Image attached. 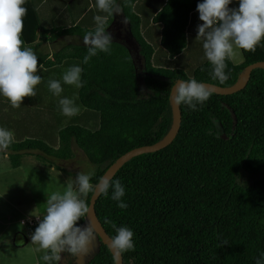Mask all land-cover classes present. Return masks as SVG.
<instances>
[{
	"label": "trees",
	"instance_id": "1",
	"mask_svg": "<svg viewBox=\"0 0 264 264\" xmlns=\"http://www.w3.org/2000/svg\"><path fill=\"white\" fill-rule=\"evenodd\" d=\"M136 1L130 0L133 7L125 6V0L116 4L138 44L143 86L135 58L121 40H113L110 53L98 52L87 64L83 63L88 52L83 43L67 42L51 52L41 50L40 41L28 45L38 57V67L50 69L69 58L79 61L81 80L86 83L78 88V100L98 111V126L65 124L57 130L55 146L37 136L14 139L7 150L0 151L7 154L11 166L20 165L26 153L68 160L74 156L75 144L96 164L90 180L94 185L120 154L161 140L170 131V88L177 79L220 84L212 80L208 60L190 75L179 67L154 63L155 48L142 32ZM200 2L165 0L152 15L160 26L159 45L170 58L185 47L189 18ZM23 7L27 13L22 47L37 39L39 27L31 1L25 0ZM238 7L239 0H232L229 8ZM94 28L42 27L41 33L43 40L53 41L63 34L83 36ZM240 51L241 62L226 59L229 78L220 85L236 83L245 65L264 60V39L255 52ZM197 108L192 111L181 104L180 126L170 143L137 153L118 166L111 178L125 188L121 200L126 209L111 198L112 188L107 196L96 198V214L111 237L116 232L105 218L134 233L135 248L122 254V264H256L264 253V67L253 68L243 88L228 94L213 92ZM242 174L251 179L241 181ZM38 223L31 226L33 232ZM85 223L81 218L77 226ZM98 240L96 252L85 264H114L111 249Z\"/></svg>",
	"mask_w": 264,
	"mask_h": 264
},
{
	"label": "clouds",
	"instance_id": "2",
	"mask_svg": "<svg viewBox=\"0 0 264 264\" xmlns=\"http://www.w3.org/2000/svg\"><path fill=\"white\" fill-rule=\"evenodd\" d=\"M231 3L232 0H203L197 4L202 23L197 25L196 39H203L204 55L212 65L209 74L212 80H218L220 84L229 78L225 72L226 59H234L238 55L237 49L255 52L264 39V0H239L238 8H229ZM24 4L25 0H0V95L7 98L13 108H19L25 97H35L34 88L42 80L36 74L37 55L31 47H22L23 17L27 13ZM125 6L133 7L130 0H125ZM95 7L106 15H95V28L83 36V44L88 50L83 58L85 64L98 52L110 53L113 35L106 31L108 18L122 13L116 0H95ZM121 23L127 25V17ZM82 72L80 66H71L63 73L62 80L65 84L83 87L86 82L81 80ZM48 89L55 96L63 92L61 82L56 79L48 80ZM213 92L212 87L195 78L179 80L171 89V103L177 107L185 104L190 110L197 111L200 110L197 105H203ZM58 107L67 117L77 115L80 110L74 99L67 97L59 100ZM13 141L14 133L0 127V151L7 150ZM94 175V171L79 172L74 182L68 183L63 194L56 191L47 198L46 214L38 219V226L31 234V241L39 246L38 250H45L42 259L47 264H59L61 253L79 259L92 252L90 246L97 239L98 233L95 224L88 219L91 210L86 198L89 193L107 196L109 188H112L111 198L119 201L118 207H128L121 200L125 188L120 180L104 175L94 186L90 183ZM81 218L86 223L77 226ZM105 223L111 224L116 232L110 238L115 264L123 253L134 250V233L128 227H117L107 218ZM223 243L226 245L227 241ZM256 264H264V253H261Z\"/></svg>",
	"mask_w": 264,
	"mask_h": 264
},
{
	"label": "rangeland",
	"instance_id": "3",
	"mask_svg": "<svg viewBox=\"0 0 264 264\" xmlns=\"http://www.w3.org/2000/svg\"><path fill=\"white\" fill-rule=\"evenodd\" d=\"M44 3H42L41 9L47 10V7L53 4L54 0H43ZM149 1V2H148ZM148 4L143 7V10H151L152 7L155 4V0H148ZM53 7V6H52ZM49 9V12L52 10ZM48 11V10H47ZM48 13V12H47ZM52 13V12H51ZM142 19V25H147L146 17L147 14L143 12L140 14ZM52 16V15H51ZM202 21H200V24ZM150 25H152V28H158L157 25L153 24L151 21L149 22ZM55 25V24H54ZM143 29V28H142ZM187 28V44L185 49H182L181 53L182 55L179 58H170L167 55V52L160 47L159 45V32L156 31L154 34H146V38L150 41V43L155 48V56L154 57V63L158 65H163L167 67H176L180 62H182L181 59L187 60V63L184 67H181V69L187 74L190 75L194 69L195 66L202 63L204 60H207V58L204 55V49H203V39H196V35H193V31H190L191 33H188ZM117 36L123 40V42L129 47L133 57L135 58V62L137 64V71L139 74V81L140 85L143 86L142 82V60L141 56L138 53V44L131 38L130 34H127L125 32L117 34ZM79 37H77L78 39ZM58 39L55 42H49L51 45V50H55L59 47V45L67 43V36H61L57 37ZM64 40V41H63ZM119 40V39H118ZM75 42L79 43V40H75ZM59 42V43H57ZM57 47V48H56ZM238 55L241 56V60H236L234 63H239L243 60L242 53L240 49L236 50ZM66 63L62 64L61 66L54 68L51 67L50 69H47V71L41 72L37 71V75H40L42 77L41 83L35 86L34 91L36 92L35 101L33 102L32 109L35 108H41L44 106V108H48V116H51V120L49 121H40L39 123H36L35 126L31 127V129L26 130L28 132H23L20 130H16L18 128H21V126L15 125L16 120L10 122L9 124H14L15 126L10 128L11 126H8L6 124L7 122H3V124L0 127H8L7 129H10L14 133V139L20 140L25 137H35L39 136L40 139H43L45 142L51 144V145H57L58 143V135L57 130L59 127L68 124V123H79L82 125H85L89 128H96L98 126V118L99 113L98 111L94 109H90L87 107H84L80 104L78 100V88L75 85H68L65 84L62 80L63 73L71 66H79V61L77 59L69 58L65 61ZM70 64V65H69ZM56 79L61 82V86L63 88V92L60 94V96H55L51 91L48 89V80L49 79ZM70 98L74 99L75 104L79 107V113L72 117L64 116L61 111L59 110L58 103L61 98ZM1 105L3 104L6 107V103L8 102V99L5 98L3 95H0ZM33 98V97H32ZM39 99V100H38ZM43 103V104H42ZM45 110H40L36 113L37 121L39 120V117L45 114ZM45 125H47L45 127ZM73 151L74 156L68 160H60L58 158L54 157H48L51 158L50 160L48 158H37V157H24V170L28 179V182L32 188L34 197L37 201L38 207H39V219L43 218V215L46 214V200L51 195V193L59 191L61 194L66 190L68 183H72L75 180V177L77 173L83 172L87 173L89 171H94L96 169V164L89 161L86 157V155L83 153V151L77 147L75 144L73 145ZM57 165H60L61 167H58ZM18 166V165H17ZM16 166H11L10 161L7 157V155H3L2 152H0V169L6 170V178L12 177V172H10V168H13ZM10 173V175H9ZM4 178L2 180V183L9 182ZM251 179V176H248L247 174H242L240 180L241 181H248ZM13 231H20L23 234L22 248L17 251L16 249L20 247L21 245H18L17 241L18 235L15 240H11L12 244L18 245L14 246L11 245L10 249L7 250L5 257L0 262V264H28L30 261H37V264L44 263V260L42 259L43 255L45 254V250H38L39 246L37 244L34 245V243L31 241V236H28V241L25 243V237H27V234L30 232L28 228V225L20 223V221L13 222V224L10 226ZM32 230V229H31ZM33 233V231H32ZM97 239L92 243L90 246L93 250L90 254H88L85 257H81L79 259H73L68 253H61V261L59 264H85L86 261L94 255L98 248L99 240ZM5 249V248H4ZM23 249V253H22ZM22 253V254H19Z\"/></svg>",
	"mask_w": 264,
	"mask_h": 264
},
{
	"label": "crops",
	"instance_id": "4",
	"mask_svg": "<svg viewBox=\"0 0 264 264\" xmlns=\"http://www.w3.org/2000/svg\"><path fill=\"white\" fill-rule=\"evenodd\" d=\"M30 1L35 9L39 22V27L37 29V39L32 43H28L26 46H28L29 44H34L37 41H40L41 42L40 49L48 52L52 51L50 49L51 45L49 42H55L58 39L52 41L47 38V40L46 39L43 40V36L41 33L42 27L54 28V27H62V26L65 27V26L77 24L82 27L93 28L95 27L94 16L106 15L105 13L99 12L98 9L95 7V0H54L53 4L47 7L48 11L46 10V8L45 10L41 9L40 5L44 3L43 0H30ZM147 1L148 0H137L135 3V9L139 14H142L143 12L147 14L146 17L147 25H141V28H143L142 32L144 33V35L154 34L156 31L159 32L160 26L158 23L152 21V15L162 6L165 0H155L154 6L149 11L143 10V7L145 8V6L149 2ZM51 7H52L51 10L52 13L49 12V9H51ZM123 18L124 16L122 13L116 14L114 16H110L108 18L106 31L112 33L113 40H118V39L121 40L117 36V34L119 33L125 32L127 34H130L128 29V24L124 25L121 23ZM150 21L153 24L157 25L158 28L157 29L152 28L151 27L152 25L149 24ZM198 24H200L199 13L197 10H195L191 13L189 18V22L187 25L189 31L188 33L190 34L191 33L190 31H193V35H196ZM187 28H186V42H187ZM48 34H49L48 36L51 35L50 32H48ZM61 36H67L68 39L67 42H75L74 41L75 39V40H79V43H83L84 35L81 36L78 34H63L58 36V38ZM77 37L79 38L77 39ZM60 46L61 45H59V47ZM185 47L183 49H185ZM181 55L182 53L180 52L175 56V58H179ZM66 60L68 59H65L61 64L55 66L54 68H57L62 64L66 63L65 62ZM181 60L182 62L179 61L176 67L181 68L186 65L187 60H183V59ZM236 60H241V56H236L234 59H232L233 62H236ZM38 70L41 72L47 71L46 68H43L41 66L38 67ZM0 100L2 99L0 98ZM35 100H36L35 97L33 98L25 97L19 108H13L9 101L6 103V107L3 104L1 105L0 103V126L3 124L2 122L3 120L4 122H7L6 124H8V126H11L10 128L17 125L18 127L21 126V128H18L16 130L28 132L26 130L31 129V127L36 125V123H39L40 121L46 122L51 120L52 119L51 116H48V108H44L43 106L41 108L32 109L33 102ZM40 110H45L46 112L44 115L40 116L39 120L37 121L36 113L39 112ZM14 120H16L15 125L9 124L10 122L12 123V121ZM46 126L47 125H45V127ZM3 128L7 129L8 127H3ZM7 130L10 131V129ZM3 155H7V154L3 153ZM25 156L34 157V154L26 153L22 155L20 165L10 168V172H12L11 178H6V170L0 169V262L5 257L6 252L8 249H10L11 245H14L12 244L11 240H15V235L16 237L18 235V238H20L18 239L17 244L21 245L16 250L19 251L23 246L22 239L24 236L20 231H13V229L10 227L13 224V222H16L18 220L20 221V219L25 216H32V215L39 216V207L24 170L25 167L23 163ZM4 178H6V180H8L9 182H5L3 184L2 180ZM29 231L30 232L27 234V237H25V243L26 241H28V236L29 235L31 236L32 234V230L30 229ZM18 245H14V246H18ZM22 253H23V249H22ZM28 264H37V261L36 260H34L33 262L30 261V263Z\"/></svg>",
	"mask_w": 264,
	"mask_h": 264
},
{
	"label": "water",
	"instance_id": "5",
	"mask_svg": "<svg viewBox=\"0 0 264 264\" xmlns=\"http://www.w3.org/2000/svg\"><path fill=\"white\" fill-rule=\"evenodd\" d=\"M258 66L264 67V60H256V61L250 62L247 65H245L242 76L238 79V81L236 83H234L232 85H224L223 86L220 84H216L213 82H207V81H198V82L212 87L214 89V92H217V93H221V94L232 93V92H235V91H237V90H239L245 86V84L247 83V81L249 79L251 70L255 67H258ZM179 80H184V79H180V78L177 79L172 84V86L170 88V102H171V89L174 86V84ZM171 108H172V119H173L172 126H171L170 131L161 140H158V141L153 142L151 144H143L140 146L133 147V148L125 151L124 153L120 154L117 158H115L113 160L112 163L109 164V166L104 170V172L101 174L100 177H102L104 175H108L111 177L121 163H123L129 157H131L137 153L156 150V149L164 147L165 145L170 143L171 140L175 137V135L179 129L180 122H181L180 106L177 107L173 103H171ZM98 181H99V179L94 184V186L98 183ZM97 197H98V195H96L95 193H91V195L89 197L88 205H89L91 211H90V215H89L88 219H90L95 224L98 236L110 248L111 236L107 233V231L103 227V225H102L101 221L99 220V218L96 214V211H95L94 204H95ZM115 264H122V256L120 257L118 262H115Z\"/></svg>",
	"mask_w": 264,
	"mask_h": 264
},
{
	"label": "built area",
	"instance_id": "6",
	"mask_svg": "<svg viewBox=\"0 0 264 264\" xmlns=\"http://www.w3.org/2000/svg\"><path fill=\"white\" fill-rule=\"evenodd\" d=\"M39 219L38 215H32V216H25L20 219V222L22 224L28 225V228H31V226L36 223Z\"/></svg>",
	"mask_w": 264,
	"mask_h": 264
}]
</instances>
